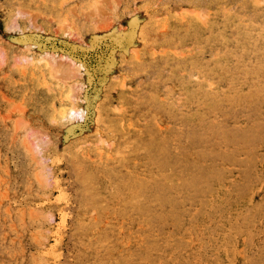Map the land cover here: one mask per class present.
Here are the masks:
<instances>
[{
    "label": "rangeland",
    "instance_id": "obj_1",
    "mask_svg": "<svg viewBox=\"0 0 264 264\" xmlns=\"http://www.w3.org/2000/svg\"><path fill=\"white\" fill-rule=\"evenodd\" d=\"M0 264H264V0H0Z\"/></svg>",
    "mask_w": 264,
    "mask_h": 264
},
{
    "label": "bare ground",
    "instance_id": "obj_2",
    "mask_svg": "<svg viewBox=\"0 0 264 264\" xmlns=\"http://www.w3.org/2000/svg\"><path fill=\"white\" fill-rule=\"evenodd\" d=\"M258 12H259V11H258ZM258 12H257V13H258ZM257 13H256V14H257ZM199 16H200V15H199ZM262 27H263V26H262ZM216 51H217V50H216ZM195 76H196V75H195ZM198 77H199V76H198ZM167 89H168V88H167ZM168 91H169V90H168ZM76 113H77V112H76ZM73 114H74V113H73ZM78 114H79V111H78ZM76 115H77V114H76ZM129 126H130V125H129ZM180 139H181V138H180ZM199 153H200V152H199ZM99 155H100V154H99ZM260 158H261V157H260ZM215 160H216V159H215ZM155 163H156V162H155ZM156 166H157V165H156ZM94 169H95V168H94ZM232 183H233V182H232ZM232 185H233V184H232ZM140 188H141V187H140ZM210 190H211V189H210ZM186 197H187V196H186ZM220 197H221V196H220ZM194 210H195V209H194ZM260 213H261V212H260ZM242 218H243V217H242ZM194 245H195V244H194ZM253 245H254V244H253ZM252 247H253V246H252ZM154 250H155V249H154ZM240 251H241V250H240ZM240 251H239V252H240ZM239 252H238V253H239ZM240 255H241V254H240ZM244 255H245V254H244Z\"/></svg>",
    "mask_w": 264,
    "mask_h": 264
}]
</instances>
